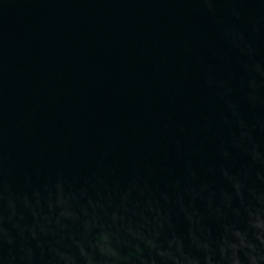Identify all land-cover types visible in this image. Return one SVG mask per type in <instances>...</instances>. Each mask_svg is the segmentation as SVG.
<instances>
[{"label":"water","instance_id":"water-1","mask_svg":"<svg viewBox=\"0 0 264 264\" xmlns=\"http://www.w3.org/2000/svg\"><path fill=\"white\" fill-rule=\"evenodd\" d=\"M0 264H264V0H0Z\"/></svg>","mask_w":264,"mask_h":264}]
</instances>
